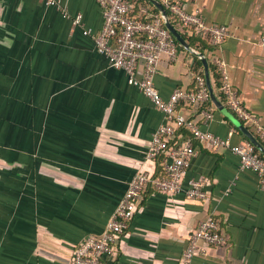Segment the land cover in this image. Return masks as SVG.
I'll return each instance as SVG.
<instances>
[{
	"label": "crops",
	"instance_id": "1",
	"mask_svg": "<svg viewBox=\"0 0 264 264\" xmlns=\"http://www.w3.org/2000/svg\"><path fill=\"white\" fill-rule=\"evenodd\" d=\"M59 1L61 8L46 0H0V264H69L83 238L105 230L134 175L163 176L172 159L170 149L147 156L165 114L96 47L104 22L99 2ZM178 1L208 24H225L230 35L210 49L186 38L192 50L181 44L175 59L164 55L155 76L163 97L195 89L196 74L206 78V58L218 99L234 113L214 86L219 56L264 127V0ZM78 13L83 24L74 26ZM85 27L92 33L84 34ZM179 110L203 129L231 134L234 144L250 140L212 98L182 101ZM242 122L264 146L257 125ZM190 136L184 128L175 139ZM194 144L183 190L172 195L148 186L106 264H183L191 235L209 215L227 241L203 244L192 264H264L260 176L242 168L229 148ZM192 178L204 182L207 198L186 195Z\"/></svg>",
	"mask_w": 264,
	"mask_h": 264
},
{
	"label": "built area",
	"instance_id": "2",
	"mask_svg": "<svg viewBox=\"0 0 264 264\" xmlns=\"http://www.w3.org/2000/svg\"><path fill=\"white\" fill-rule=\"evenodd\" d=\"M97 1L104 14L102 28L95 34L98 51L109 58L113 67L124 70L129 81L168 119L167 123L159 126L154 132L147 156L154 159L163 151L170 149L172 159L166 162V173L163 176L155 177L147 171H139L134 175L105 230L100 235H88L83 238L69 264H106L105 258L115 254L118 240L128 228L139 200L148 186L172 195L181 192L187 167L197 153L194 139L207 142L215 149L229 148L239 157L242 168L252 170L260 176L264 188V154L253 142L246 140L234 144L231 141V134L229 137H222L211 130L203 129L193 118L179 110L182 101L189 103L210 101V90L203 74H196L195 89L175 88L168 98H164L156 86L155 76L162 57L167 55L170 59H175L179 48L178 40L166 27L161 12H153L143 6L141 8L143 17H139L132 15L136 1ZM46 2L61 8L59 0H46ZM162 3L183 26L190 29V32L194 28L201 34H209L214 45H221L230 35L228 26L208 24L200 14L187 11L178 0H162ZM62 10L68 15L64 8ZM73 24L74 26L83 24L82 13H78L73 18ZM83 33L91 34L92 28H83ZM214 63L221 75L219 90L225 97L227 105L242 121L257 125L264 142V127L259 124L255 114L246 108L238 91L232 86L225 61L215 56ZM184 128L190 130L192 136L181 141L175 139L178 132ZM173 138L175 141L169 146ZM185 193L191 198H207L204 182L200 179H190ZM226 241L227 237L221 230L218 218L209 215L191 235L183 253L182 263L192 264L194 256L205 251L203 244L216 246Z\"/></svg>",
	"mask_w": 264,
	"mask_h": 264
},
{
	"label": "water",
	"instance_id": "3",
	"mask_svg": "<svg viewBox=\"0 0 264 264\" xmlns=\"http://www.w3.org/2000/svg\"><path fill=\"white\" fill-rule=\"evenodd\" d=\"M153 4H155L159 11L161 12L163 16L164 23L166 27L170 30V32L174 35V37L182 44L184 47L192 50L189 42L187 41L186 37L182 34V32L174 25L170 14L168 10L163 6L162 2L159 0H151ZM205 67H206V78H207V84L210 90L211 98L215 101V103L219 106L220 109L224 110L232 119L233 121L237 124L243 132L247 134L249 137L250 141L253 142L258 148H260L264 152V146L262 143L250 132L248 127L242 122L240 118H238L233 112H230L229 109L223 105V103L218 99L213 84L211 82V77L209 73V67H208V61L206 58L203 59Z\"/></svg>",
	"mask_w": 264,
	"mask_h": 264
},
{
	"label": "trees",
	"instance_id": "4",
	"mask_svg": "<svg viewBox=\"0 0 264 264\" xmlns=\"http://www.w3.org/2000/svg\"><path fill=\"white\" fill-rule=\"evenodd\" d=\"M136 1V7H137V13L139 15V17H143V14L141 12V8L143 6L148 7V9L150 11L153 12H159V9L157 6H155L150 0H133ZM170 13V12H169ZM170 17L174 23V25L182 32V34L197 48L199 47L198 44H196V41H198L199 43H202L203 45L207 46L209 49L212 48V37L209 34H201L197 31L194 30V28L188 29L187 27L183 26L182 23L180 21H178L174 15H172L170 13ZM178 44L180 47L184 48L178 41ZM201 62V61H200ZM213 71L215 73L214 75V86L217 89L218 93L220 94V96L223 98V96L221 95V92L219 90V86L221 84V75L219 73V71L216 69L215 66H213ZM200 73V72H198ZM201 74H204L203 71H201Z\"/></svg>",
	"mask_w": 264,
	"mask_h": 264
}]
</instances>
